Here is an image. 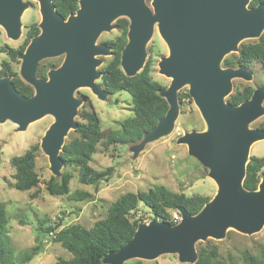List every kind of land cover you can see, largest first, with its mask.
I'll return each mask as SVG.
<instances>
[{
  "label": "water",
  "instance_id": "water-1",
  "mask_svg": "<svg viewBox=\"0 0 264 264\" xmlns=\"http://www.w3.org/2000/svg\"><path fill=\"white\" fill-rule=\"evenodd\" d=\"M41 15L39 34L33 37L21 60L19 77L33 89L22 96L11 78H0V122L10 119L22 131L38 119L51 115L40 140L49 171L59 177L63 162L59 154L67 132L78 126L74 118L82 100L73 96L80 87L104 100L108 95L96 80L100 56L111 57L110 47L97 45L104 31L119 18L128 20L127 42L121 51L120 68L133 77L145 63V46L154 26L168 48L158 62L159 74L171 79L160 92L168 110L142 144L171 132L178 115V92L188 86V95L206 124L203 132H185L177 140L189 156L204 168L217 187L216 194L196 215L177 209L180 222L151 220L138 224L133 237L116 252L106 254L103 264L153 260L159 255L176 254L181 263L194 264L195 245L206 239L219 240L232 228L252 235L264 225V178L255 191L242 187L249 148L264 140L263 129L248 125L264 115V87L254 89L250 98L233 106L224 99L231 94L232 80L249 81L245 67L221 68L224 57L238 53L243 40H256L264 32V4L250 8V0H78L77 11L63 18L52 0H35ZM27 4L22 0H0V26L15 40L21 33L20 16ZM64 55L63 62L51 68L45 78L36 77L40 61ZM60 224L55 228L58 229Z\"/></svg>",
  "mask_w": 264,
  "mask_h": 264
},
{
  "label": "rangeland",
  "instance_id": "rangeland-1",
  "mask_svg": "<svg viewBox=\"0 0 264 264\" xmlns=\"http://www.w3.org/2000/svg\"><path fill=\"white\" fill-rule=\"evenodd\" d=\"M144 1L152 9L151 0ZM22 2L26 3L27 7L20 16L21 33L19 38L13 40L7 37L4 29L0 26V65L4 61L8 62L18 76L21 60L17 58L15 62L9 61L8 56L1 52V49L6 47L17 50L24 42L27 28L33 23L38 25L41 20L39 6L35 0H22ZM115 21L111 23V30L104 31L99 35L96 40L97 45L113 41L120 35ZM253 41L255 40H243L240 44ZM145 53V62L148 58L151 59V79L167 88L171 79L159 74L158 62L162 57L168 55V48L160 37L156 25L145 46ZM237 55V53H230L224 59L236 61ZM110 58L109 56L97 57L101 63L96 70L100 72ZM63 59L64 55L44 59L39 62L37 68L41 65L47 69L51 65L59 66ZM220 66L225 68L222 63ZM248 70L252 74L251 79L249 81L232 80L231 94L236 88L240 90L245 87L257 89L263 86L264 68L258 63H253ZM96 83L100 84V79L96 80ZM188 89V86H183L178 92V115L170 133L144 144H142V139L138 143L126 147L109 145L107 135L118 131L119 123L133 116L130 95L120 91L112 96L107 95L104 100H101L92 94L89 88L80 87L74 91L73 96L82 100L81 105L77 108L74 121L80 122L78 114L82 109L88 110L89 104L100 119L103 138L97 145L89 165L97 171H104L108 167L113 169L108 182L101 183L96 189L93 186L79 184L76 172L69 168L66 169L72 174L69 191L81 190L91 195V198L82 202H71L65 196H50L46 192L45 186L48 180L51 177H60H55L50 173L47 156L40 148L41 138L54 121L51 115L29 123L22 131H19L18 125L10 119L0 122V203L5 206L8 218L9 246L12 248L16 262L19 263L20 256L37 245L41 246L40 252L26 264H53L58 260L71 258V254L67 250L59 244L51 242L50 236L38 229V221L41 219H47L55 228L60 224L58 229L72 224H79L85 229H90L95 222L105 218L107 209L118 197L128 192H146L154 186H164L170 191L183 194L186 197L193 195L206 196L209 199L214 197L217 187L207 176L209 170L188 155L185 145L176 143V140L185 132H203L206 129L204 120L188 95ZM180 94H187L188 97L179 99ZM226 99L227 97L224 101ZM263 121L264 115L249 124L248 129H256ZM74 131L70 129L67 132L64 144L78 137ZM33 145L39 147L35 159V172L39 183L29 191H18L13 187L14 169L10 166L9 160L12 157L23 155ZM251 157L264 158V140L251 144L247 162ZM62 171L63 168L60 172L62 173ZM262 173L264 174V167ZM262 179L263 177L260 178L259 183ZM129 219L138 221V224H147L153 220L148 209L142 205L130 215ZM196 244L215 247L220 260L240 264L243 253L247 252L257 256L260 248L264 247V225L252 235L228 228L222 239H206L198 241ZM134 262L140 264H186L181 263L176 254L159 255L153 260L133 259L127 263Z\"/></svg>",
  "mask_w": 264,
  "mask_h": 264
},
{
  "label": "trees",
  "instance_id": "trees-1",
  "mask_svg": "<svg viewBox=\"0 0 264 264\" xmlns=\"http://www.w3.org/2000/svg\"><path fill=\"white\" fill-rule=\"evenodd\" d=\"M264 0H250L249 7H256ZM56 12L63 18L74 14L78 9V0H52ZM129 22L125 18L115 21V26L120 30V35L113 41L105 42L111 50V58L103 67L100 85L104 91L112 96L120 91L127 92L131 97L133 116L119 123V130L107 135L109 145L126 147L134 145L142 140L144 135L155 127L168 110L166 101L160 96L165 89L161 84L153 81L150 77L151 59H147L143 68L133 77L124 75L120 68V55L127 39ZM39 34L38 26L33 23L27 28L23 44L17 49L2 48L9 61L15 62L18 56L25 51L30 40ZM236 61L224 59L222 65L227 67L250 68L253 63H258L264 68V32L255 41L240 44ZM57 65L37 68L36 77L45 78L47 71L56 68ZM10 77L15 89L24 97L33 95V89L21 80L6 61L0 65V78ZM264 87V84H263ZM254 89L245 87L242 90L236 88L229 95L226 103L233 106L239 105L250 98ZM188 97L187 94L179 95V99ZM86 99V97H84ZM80 122L75 129L77 138L65 143L59 157L63 162V171L59 178L51 177L46 183L45 189L50 196H65L71 202H82L91 198L88 192L75 190L69 191V183L72 174L66 169L76 172L79 184L93 186L95 189L104 182H108L113 171L108 167L104 171L94 170L89 163L96 147L103 138L100 129V119L92 106L88 110L82 109L79 114ZM264 130V121L257 127ZM39 147L31 146L23 155L12 157L10 166L14 169L13 187L18 191H29L39 183L35 172V159ZM264 158L251 157L246 165V175L242 187L246 191H255L259 180L264 178L262 169ZM65 169V170H64ZM210 199L206 196L193 195L186 197L177 194L164 186H154L146 192L125 193L118 197L107 209L106 216L93 224L90 229H85L79 224L55 229L47 219L38 221V229L42 233H52L50 240L59 244L71 254L68 260H58L53 264H103V257L111 252H116L125 245L134 235L138 221L129 219L140 205L148 209L153 219L163 222L170 220L171 212L183 208L188 214L196 215ZM48 223V225H46ZM8 218L5 206L0 203V264H26L30 262L41 250V246L33 247L29 252L21 255L18 263L14 259L7 231ZM46 225V226H45ZM197 260L194 264H235L218 258L215 247L199 246L196 244ZM126 264H140L139 262ZM240 264H264V247H261L257 256L247 252L241 256Z\"/></svg>",
  "mask_w": 264,
  "mask_h": 264
},
{
  "label": "built area",
  "instance_id": "built-area-1",
  "mask_svg": "<svg viewBox=\"0 0 264 264\" xmlns=\"http://www.w3.org/2000/svg\"><path fill=\"white\" fill-rule=\"evenodd\" d=\"M170 220H171L172 224H177L178 222H180L181 216H180L179 212L178 211H173L171 213ZM48 235L51 236L52 233H49Z\"/></svg>",
  "mask_w": 264,
  "mask_h": 264
},
{
  "label": "crops",
  "instance_id": "crops-1",
  "mask_svg": "<svg viewBox=\"0 0 264 264\" xmlns=\"http://www.w3.org/2000/svg\"><path fill=\"white\" fill-rule=\"evenodd\" d=\"M216 185V184H215Z\"/></svg>",
  "mask_w": 264,
  "mask_h": 264
},
{
  "label": "flooded vegetation",
  "instance_id": "flooded-vegetation-1",
  "mask_svg": "<svg viewBox=\"0 0 264 264\" xmlns=\"http://www.w3.org/2000/svg\"><path fill=\"white\" fill-rule=\"evenodd\" d=\"M5 48V47H4Z\"/></svg>",
  "mask_w": 264,
  "mask_h": 264
}]
</instances>
